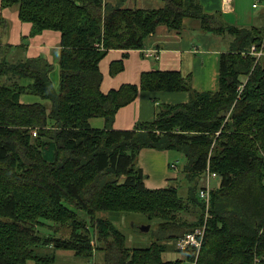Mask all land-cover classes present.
Segmentation results:
<instances>
[{
	"label": "trees",
	"instance_id": "trees-1",
	"mask_svg": "<svg viewBox=\"0 0 264 264\" xmlns=\"http://www.w3.org/2000/svg\"><path fill=\"white\" fill-rule=\"evenodd\" d=\"M160 2L156 10H124L103 0H0L1 9L18 8L31 35L59 32L61 44L57 91L43 58L0 60V264H47L42 247L72 250L92 264H264V62L242 55L252 45L264 47V27L227 25L193 0ZM192 19L204 32L231 39L220 55L216 92L195 91L189 77L169 71L142 73L138 85L100 91L98 64L109 50H140L158 26L179 32ZM122 62L110 64L111 75ZM22 79L32 84L22 87ZM26 92L50 103L49 111L44 104H21ZM139 92L189 98L158 105L152 121L132 130H114V115ZM93 118L103 119L105 128L91 129ZM143 149L183 156L187 195L180 196L176 180L145 188L137 165ZM206 171L219 185L210 190L201 247L176 250L183 261H163L168 243L203 223L197 192ZM129 211L154 221L148 246L126 247L124 234L98 216ZM40 227L47 236L38 234ZM96 253L102 259L94 263Z\"/></svg>",
	"mask_w": 264,
	"mask_h": 264
},
{
	"label": "crops",
	"instance_id": "crops-1",
	"mask_svg": "<svg viewBox=\"0 0 264 264\" xmlns=\"http://www.w3.org/2000/svg\"><path fill=\"white\" fill-rule=\"evenodd\" d=\"M103 1L106 4L124 10H156L162 7L160 0ZM193 1H196L202 7L205 14L208 15H220L222 19L234 14L235 19H222V21L227 25L242 28L234 24V21L241 23V18L246 15L244 13L245 7L241 3L239 5V0H232L229 7L222 0ZM249 1V10L255 12L256 15L252 17L251 11H249L248 18H246V24L248 25L246 28H261L259 25L264 23V8L261 6L262 3L259 0ZM254 5L256 7H253ZM241 15L243 16L241 17ZM251 24L258 26H252ZM0 36H3L1 39L3 45L8 46L12 50L14 59L24 61L43 58L52 68L49 73L52 87L59 84V57L61 52L59 32L48 30L31 35V25L20 22L18 19V8L13 6L4 9L0 7ZM230 41L231 39L228 36L204 32L201 29L199 20H187L184 23L183 29L179 32L169 30L165 26H158L153 34L144 39L142 49L128 51L109 50L107 52L98 64L102 77L100 91L106 94L123 84L138 85L142 73L169 71L178 72L183 77H189L190 87L195 91L216 92L218 90L220 55L228 50ZM152 51H156V59L152 56L144 55ZM121 59L123 61L122 70L111 75L110 64ZM31 84L32 81L29 79H22L20 81L22 87H29ZM188 98L189 95L185 92H139L137 98L132 103L116 112L112 128L114 130H132L137 123L152 121L157 112L158 105L186 103ZM19 102L23 105L44 104L47 111L50 109V103L28 92L20 96ZM88 124L91 129L101 130L105 128V122L100 118L90 119ZM171 154L172 152L151 149L140 151L137 165L145 176L144 186L146 189H162L175 184L178 175L174 171L178 170L176 161V157L178 156L174 155L173 157ZM170 163L175 165V170L169 168ZM218 185L219 180L214 188ZM203 186H205L204 182ZM117 216L119 215L117 214ZM167 245L169 246L171 243ZM126 247L128 246L126 245ZM169 250L170 247L162 255V259L164 255H166L167 259H163V261L184 260L182 255L175 260L169 259L174 254V252L169 254Z\"/></svg>",
	"mask_w": 264,
	"mask_h": 264
},
{
	"label": "rangeland",
	"instance_id": "rangeland-1",
	"mask_svg": "<svg viewBox=\"0 0 264 264\" xmlns=\"http://www.w3.org/2000/svg\"><path fill=\"white\" fill-rule=\"evenodd\" d=\"M256 1V0H255ZM254 1V2H255ZM250 1L249 0H239V5L240 3L242 5H244L245 10L244 13H246L245 17L241 18L243 15H241V23L234 21V24H237V26H241L242 28H246V26H248L246 24V18H248V14L249 11H251V15L252 17H254L256 15L255 12H253L252 10H249V6H250ZM261 3V2H260ZM260 3H257L259 5H261ZM262 8H264V3H262ZM222 19L224 20H228V19H235V15L233 14L230 17H223ZM224 22V21H223ZM264 22V21H263ZM252 26H258V25H254L251 24ZM250 25V26H251ZM261 28L264 27V23H262L261 25H259ZM3 36H0V60H7V61H15L18 62V60L14 59L13 56V52L11 49H7L5 48L2 43V39ZM262 62H264V59L262 60ZM247 80V78H246ZM245 81V78L241 79V83H243ZM58 84L56 86H53V90L57 91L58 90ZM173 157L174 155L178 156L177 158V165H178V170H175L174 173L176 175H178V178L176 179V185L177 188H179V193L181 194L180 196H185L187 195V190H188V182L187 180L184 178L183 174H182V168L185 164L184 162V158L181 154L178 153H173L171 154ZM179 158V160H178ZM204 182V181H203ZM203 182L200 181L198 186H203ZM218 180H210L208 183V187L210 188H214V186L217 184ZM203 205V204H202ZM204 208V207H203ZM82 217H85L84 214H82ZM99 217H103V218H107L108 220H110L114 226H116L123 234L124 236L127 238V243L126 245L130 248H132L133 246H142L146 247L150 244V242L152 240H154V238L152 237L154 230L156 229L154 221H150L149 217L147 216V214L144 213H131L130 211L127 214H121L119 216H117V213H112V212H107V213H103V212H99L98 213ZM181 218L184 220H186L187 222H191L193 220V217L191 215H185L183 214L181 216ZM151 224L150 226V230L147 233H140L138 230V227L140 226H146L148 224ZM46 230V231H45ZM38 234L43 236H47L48 235V231L45 227H40L39 229H37ZM61 237H65V232L64 230H61L60 234ZM145 241V242H144ZM144 242V243H143ZM172 245V246H171ZM171 245L168 246V248L170 247L169 250V254H171L172 252H174L173 256L169 257V259L175 260L181 257H184L183 253H178L176 252L175 249V245L174 242L171 243ZM132 246V247H131ZM41 252H38L39 254H41L44 257V262L47 264H92V261H86V259L84 258H80L79 256L76 255V253L72 250H66V249H60V250H56V251H52L51 249H44L42 247V249H40ZM53 254L50 255L46 258V254ZM102 257L99 253H96L94 255V263H97V261H101ZM164 260L166 259V255L163 256ZM26 264H34L33 261H29Z\"/></svg>",
	"mask_w": 264,
	"mask_h": 264
},
{
	"label": "built area",
	"instance_id": "built-area-1",
	"mask_svg": "<svg viewBox=\"0 0 264 264\" xmlns=\"http://www.w3.org/2000/svg\"><path fill=\"white\" fill-rule=\"evenodd\" d=\"M222 2L229 7L232 3V0H222ZM253 7H256V5H254ZM145 56H152L153 58H157L156 56V51H152L150 53H146L144 54ZM243 56L248 55L249 57H253L255 62H259L261 63V61L264 59V47H263V43L261 44V46L256 47L255 45H252L247 54H242ZM245 84V81L243 83H241L238 88H237V94L238 96L241 94L242 90H243V86ZM33 136H35V132H33ZM169 168L171 170H175L176 167L173 163L169 164ZM217 179V176L215 174H211L208 171H206V173L204 174L203 177V181L205 186H202L200 189H198L197 192V196L198 199L201 201V203L204 206V217H203V223L200 227L194 229L191 232H188L186 234H184L183 236H181L180 238H178L175 241V249L177 251L180 252H184L185 250H187L188 248H192L196 251V253L199 251L204 235H205V226H206V221L209 218V204H210V187H208V183L210 180H215Z\"/></svg>",
	"mask_w": 264,
	"mask_h": 264
},
{
	"label": "water",
	"instance_id": "water-1",
	"mask_svg": "<svg viewBox=\"0 0 264 264\" xmlns=\"http://www.w3.org/2000/svg\"><path fill=\"white\" fill-rule=\"evenodd\" d=\"M138 230L140 233H147L150 230V226L149 225L140 226V227H138Z\"/></svg>",
	"mask_w": 264,
	"mask_h": 264
}]
</instances>
